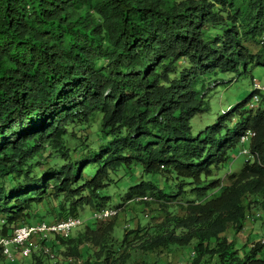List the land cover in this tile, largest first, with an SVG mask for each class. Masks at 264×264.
<instances>
[{"label":"trees","instance_id":"obj_1","mask_svg":"<svg viewBox=\"0 0 264 264\" xmlns=\"http://www.w3.org/2000/svg\"><path fill=\"white\" fill-rule=\"evenodd\" d=\"M239 31L264 33V0H0V235L41 222L31 217L45 199L71 201L53 222L78 217L82 204L107 208L100 193L112 176L136 166L191 185L197 197L173 220L184 234L144 240L143 252L195 241L188 264L205 257L264 264V245L239 256L220 237L227 227L244 231L245 196L264 209V93L242 91L216 116L206 100L211 86L226 88L228 79L247 74ZM193 120L205 124L194 129ZM94 122L99 132L91 131L88 144L87 135L68 133ZM242 138L249 158L224 187L212 173L224 170ZM171 191L142 181L120 199L148 204L168 200ZM185 195L179 185L177 196ZM94 227L76 239L51 236L40 246L52 241L53 258L39 249L32 264H57L58 253L73 260L67 264L123 262L113 226ZM127 233L143 240L139 228Z\"/></svg>","mask_w":264,"mask_h":264},{"label":"rangeland","instance_id":"obj_2","mask_svg":"<svg viewBox=\"0 0 264 264\" xmlns=\"http://www.w3.org/2000/svg\"><path fill=\"white\" fill-rule=\"evenodd\" d=\"M243 0H234L235 5L241 4ZM241 34L239 45L240 48L246 54V62L244 72L247 73L244 78L236 77L233 79H228L225 83V87L216 88L212 87L213 91L206 95V100L210 103L211 114L214 116L218 115L215 113L216 108H229L232 103V99L236 98L242 91L250 92L251 87L255 90L260 91V88H264V33L258 34ZM210 88V90H212ZM237 122L234 120L233 122ZM205 124V121L193 120V128L198 129ZM69 134L87 135L90 139H87V144L91 140V131L99 132V123L94 122L92 126L90 125L81 131L76 127V125L70 126L68 129ZM73 132V133H72ZM73 137L68 138L70 146L73 147ZM241 143L237 147V150L229 155V160L223 167L224 170L220 172L213 171V177L218 178L222 186H228V177L234 173L241 170L244 162L246 160V155L242 154L244 150H247L246 139L242 138ZM11 151H8V154ZM78 154L73 153L72 158L76 157ZM49 163L42 161L40 170L42 172H47L50 169ZM113 181L109 183L108 187L100 193V197L105 198V206L113 208L118 207L116 216L103 223L95 224L91 219L95 207L89 205H80L76 209V214L81 218L83 224L81 227L76 229L71 238H79L84 234L86 227L95 226L96 228H108L113 226V231L111 235L116 239L117 246L115 251L117 252V257L123 256L124 260L118 261L116 264H188L191 258V247L195 245L193 241L190 245L185 247L179 246H169L168 248H159L153 252H143L141 250L144 240L151 239L154 236H162L164 234L174 232L175 235L180 236L184 232L175 227L174 219H180L184 215V207L186 202L189 200H197L196 193L192 191V186L189 185L185 187L183 184L185 182L173 181L170 178H165L161 176H146L141 174V170L136 166H131L124 170H120L116 176H112ZM149 182L157 188H166L168 185L171 187V193H168V200H157L152 199L148 204L132 201L129 203L122 202V197L127 193L129 188L138 185L140 182ZM181 185L186 192L185 196L178 197V189ZM187 186V185H186ZM219 192H210L208 198L218 196ZM189 197V198H188ZM183 198V201L181 200ZM186 199H188L186 201ZM167 201V202H166ZM71 201H66L61 195L60 199L56 202L52 200L45 199L41 204L35 205L33 208L32 221H47L53 222L60 218L63 213L62 209L70 210ZM58 205V210H54L53 205ZM242 204L245 208V213L249 219H245V228L241 234H235L230 227H227L225 232L220 235V237L226 238L231 244H233L234 249L238 252L239 256H243L250 253L251 246L261 245L264 242V209L261 206L260 200L252 196H245L242 200ZM260 214L261 217H255ZM2 216L0 215V221ZM129 225L128 228H125ZM139 228L141 230V236L143 240H135L134 235H127L129 229ZM146 232V233H145ZM2 236L0 235V238ZM51 243V244H50ZM52 241L47 245L51 248ZM59 250V247L54 251ZM63 250V248H60ZM93 251V247H92ZM33 253L38 254L39 249H36ZM58 255L57 264H67L68 262H73L71 259L64 258ZM260 257H264V248ZM215 259L205 257L202 263L205 264H215ZM1 264H9L7 262H2ZM12 264H32V257L21 259L19 256L15 257ZM77 264H82V261H78Z\"/></svg>","mask_w":264,"mask_h":264},{"label":"built area","instance_id":"obj_3","mask_svg":"<svg viewBox=\"0 0 264 264\" xmlns=\"http://www.w3.org/2000/svg\"><path fill=\"white\" fill-rule=\"evenodd\" d=\"M260 91L264 93V88H260ZM257 101L258 99L255 98V102ZM242 154L246 155V160L249 158L247 150H244ZM116 214L117 211L114 209L105 208L100 211H94L91 219L95 222H105L113 219ZM255 217L260 218L261 215L257 214ZM246 219H249L247 215ZM82 224L83 222L78 216L68 217L64 220L51 223L41 221L29 225H21L13 229L7 236L0 238V249L5 261L9 264L14 262L16 256H19L21 259L29 258L36 249H41L49 258H53L51 249L46 245L40 246V243H47L51 236L67 239ZM128 227L129 225L125 228ZM261 244L264 245V242L262 241Z\"/></svg>","mask_w":264,"mask_h":264}]
</instances>
